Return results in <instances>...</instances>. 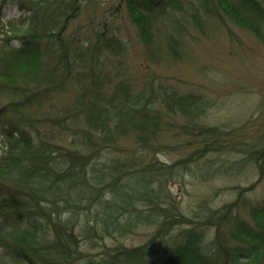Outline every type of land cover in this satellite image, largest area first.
<instances>
[{"label": "trees", "instance_id": "trees-1", "mask_svg": "<svg viewBox=\"0 0 264 264\" xmlns=\"http://www.w3.org/2000/svg\"><path fill=\"white\" fill-rule=\"evenodd\" d=\"M144 1L146 19L136 0L126 6L146 42V58L176 60L173 33L156 41L154 32L162 37L165 27L154 21L184 17L203 26L207 17L194 0ZM200 1L206 15L227 13L264 42V20L254 9L264 13L261 0ZM7 3L24 14L2 20ZM83 6L84 0H0V264H264V202L245 193L254 185L239 187L220 206L201 201L205 218L177 213L165 189L176 166L191 162L201 179L246 164H256L263 176L264 138L231 139L232 132L204 120L210 106L204 95L179 93L148 70L136 88L123 64L129 45L107 19L91 36L81 29L65 34ZM73 77L79 85L73 101L46 108ZM171 135L179 142H170ZM178 148L186 156L171 163L157 157ZM209 152L240 153L244 160L214 167L204 158ZM143 200L147 213L137 205ZM163 204L172 205L170 212ZM143 222L159 225L144 246L109 250L97 240ZM177 224L184 228L166 247ZM212 227L217 236L205 240ZM99 245L104 248L93 254Z\"/></svg>", "mask_w": 264, "mask_h": 264}, {"label": "rangeland", "instance_id": "rangeland-1", "mask_svg": "<svg viewBox=\"0 0 264 264\" xmlns=\"http://www.w3.org/2000/svg\"><path fill=\"white\" fill-rule=\"evenodd\" d=\"M261 1L264 4V0ZM21 13L18 8L8 4L1 10V19ZM105 19L108 21L107 25L114 27L118 36L129 45V50L123 57V64L136 88L140 87L144 73L148 70L155 75L157 81L173 86L180 93L192 90L204 95L210 100L204 120L232 132L228 134L231 139L264 138V45L259 40L237 28L232 32L221 22L208 24L204 27L207 36H200L195 29H192V32L197 35L196 39L186 35L187 39L183 47L181 46L184 52L181 59H162L161 62L153 58L147 59L138 28L132 22L123 0H84L83 8L78 16L72 19L65 34L70 35L73 31L81 29L80 34L85 32L91 36L92 27L102 28ZM167 29L168 32H172L171 29ZM155 37L156 40L167 38V31L163 32L162 37L161 33L156 31ZM13 44H17V41H13ZM77 71L78 69L75 75ZM74 80V77L69 79L65 89L56 92L53 98L46 102V108L51 104L64 107L73 101L79 93V85ZM172 136L168 140L173 144L178 143L179 141L175 142L176 139ZM186 154L183 148H178L158 153L157 157L171 163ZM263 157L261 159H264ZM204 158L214 167L220 165L226 167L232 162L244 160L242 154L232 152L230 154L209 152ZM176 167L178 173L168 179L165 189L169 191V197L174 199V209L177 213L184 212L190 216L197 214L199 218H205L207 210L199 214L201 201L209 200L210 207L220 206L234 200L239 187L247 188L252 185H254L252 190L245 193L255 203L264 202V175L260 176L262 174L259 173L256 164H246L243 167L241 165L240 169L231 168L229 173L219 172L203 179L200 176L202 170H198L197 163H189L187 169L182 165ZM158 197H162V194L156 195V198ZM145 203L143 200L137 202V205L147 213L148 206ZM163 206L166 208L165 213L170 212L171 204ZM158 226L157 222H143L125 235H108L103 240L99 238L97 240L106 243L109 250L116 247V244L127 247L144 246L154 237ZM182 228L183 224L175 225L172 234ZM79 244L82 249L88 248L87 241L82 237H79ZM165 246L168 247L169 244ZM102 248L104 247L99 245L90 251L96 254L101 252Z\"/></svg>", "mask_w": 264, "mask_h": 264}, {"label": "bare ground", "instance_id": "bare-ground-1", "mask_svg": "<svg viewBox=\"0 0 264 264\" xmlns=\"http://www.w3.org/2000/svg\"><path fill=\"white\" fill-rule=\"evenodd\" d=\"M153 1L156 2L158 0H153ZM210 1H212V3L214 5H217L218 4L216 0H210ZM123 2H124V4L127 5V0H123ZM144 2H145L144 0H136V10L139 12V14L142 17V19H146L147 18V16H146L147 15V10L143 6L144 5ZM194 3L196 4V6H194V7L197 8L196 9V12L197 13H200L201 15H203L205 17H207V19H204L203 20V22H204V25L203 26H199V25L196 26L194 23H190L187 19H184V17H181L179 19H175L174 18L175 20H163V19H159V20H155L154 21V25L155 26L157 24H160L161 27H165L164 29H162L164 31H167L168 32V29L167 28L171 29L172 32H170V33H173V35L175 37L174 39H176V43H174V46L179 51L176 60H178L179 58H181L182 56H184V52L182 51L181 46L183 47V43L187 39V38H185L186 35H189L191 38L196 39L197 35L195 36L193 34V32H192V29H195L197 32L200 33V36H202V35L207 36L208 34H206V31H205L206 29H204V27L207 26L208 24H218V23L221 22V23H223L227 27L228 30H230L232 32H234V30H233L234 28H237L238 30H240V31H242V32H244L246 34H249L253 38L257 39V37L252 34L254 32H252L251 30H249L247 28L242 27L236 20H234L233 18H231L230 15H228L227 13L221 12L219 10H214V11H212V13L210 15L209 14L206 15L207 14L206 7H203V6H207V5L201 4V1L200 0H194ZM208 4H211V3H208ZM254 9L256 11V16L262 15L261 17H262V21H263L264 20L263 10L262 9H258V8L257 9L254 8ZM59 11H60V9H59V7H57V12H59ZM71 22H72V20H71ZM71 22H70V24H71ZM261 26H262V31L264 32V21H263V24ZM156 31L154 32V34L156 33ZM158 32H160L162 34V32L160 30H158L157 33ZM139 36L141 38V43L143 45L144 50H147L146 42L144 41V39L142 38V36L140 35V33H139ZM257 40H259V39H257ZM261 43L264 45V42H261ZM186 50H188V49H186ZM150 56H152V54H150ZM215 228L216 227H214V229L213 228L212 229L209 228L208 234H207L205 240L211 239L213 241L215 239L214 237H216L217 234H218V231ZM172 235H174V234H171V235H169L166 238V241H165L166 244L168 243L170 245L172 243V241H174V240L177 239L176 236L173 237ZM226 238L229 240V237L226 236Z\"/></svg>", "mask_w": 264, "mask_h": 264}]
</instances>
